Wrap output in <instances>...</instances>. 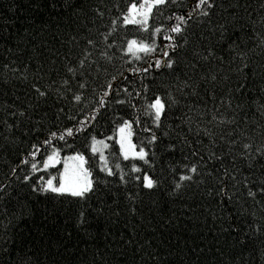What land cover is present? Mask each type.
<instances>
[{"label":"trees","instance_id":"1","mask_svg":"<svg viewBox=\"0 0 264 264\" xmlns=\"http://www.w3.org/2000/svg\"><path fill=\"white\" fill-rule=\"evenodd\" d=\"M144 2L0 0V264H264V0Z\"/></svg>","mask_w":264,"mask_h":264},{"label":"snow or ice","instance_id":"2","mask_svg":"<svg viewBox=\"0 0 264 264\" xmlns=\"http://www.w3.org/2000/svg\"><path fill=\"white\" fill-rule=\"evenodd\" d=\"M168 2V0H152L151 3H148V0H145V4H142L140 7L141 8H144L145 5H147V9L148 11H151L152 7H155V6H161V5H164ZM199 4L200 5H207L208 7H211V3H210V0H199ZM133 9H135V5L132 6ZM204 15H207L206 12L203 13ZM128 17L126 16L125 17V21H127ZM181 20V23H183V18H179ZM172 31L174 32H180L181 31V27L179 25H177L176 27H174L172 29ZM132 45H135L136 42L133 41L131 42ZM131 46H130V49L129 51H131ZM139 50L141 51H150L151 49L147 46V45H140L139 46ZM170 66V65H169ZM70 71H72V69H70ZM39 91V90H38ZM40 95H44L43 92H40ZM77 100L80 99L79 96L76 97ZM152 107L155 109V116H156V119L159 120L160 119V116H161V113L164 109V104L161 102L160 99H156L155 103L152 105ZM124 129H121V132H123ZM55 135V134H54ZM68 135H71V131L68 132ZM61 139H63V137H61ZM247 147V145H246ZM95 150V149H94ZM55 155V154H54ZM140 157L143 158L145 153L143 151L140 152ZM54 157H49V159H53ZM82 159V158H81ZM33 167V170L36 169V165L33 164L32 165ZM136 171H139V169H135ZM191 171L193 173H195L197 171L196 168H192ZM111 171L109 170V175H111ZM182 179L184 180H188V179H191V177L189 176H184L182 177ZM146 180V183H145V187H148V188H151L153 186V181L150 179V178H145ZM179 187V185H178ZM45 191H52V192H56V193H65V192H68L70 193L72 196H79V197H83L87 192L91 191V181H87L83 186H66L65 184H61L59 187H55L53 186L52 184V181L49 180L47 182V188L44 189ZM250 195L254 196L255 193H252L250 192L249 193Z\"/></svg>","mask_w":264,"mask_h":264},{"label":"rangeland","instance_id":"3","mask_svg":"<svg viewBox=\"0 0 264 264\" xmlns=\"http://www.w3.org/2000/svg\"><path fill=\"white\" fill-rule=\"evenodd\" d=\"M152 0H148V3H151ZM145 4V2H144ZM154 7H152L151 11H148L147 9V5H145L144 8L141 9H137L133 12H131V15L127 16V23L130 24L131 22H133L134 20H139V21H144V23H146L149 20L148 16L149 14H151L152 10ZM130 125L125 124V126L121 127L118 133L119 136V144L120 147H122V157L124 158H137L140 157V150H138L136 148V146L134 145V141L132 136L130 135ZM121 129H124L123 132H121ZM104 142H107L106 140L104 141H99L97 143V147H99V149L103 152V157L105 155V147H104ZM144 152V151H143ZM137 153V155H136ZM145 153V152H144ZM82 158V159H81ZM83 160V157L81 156H73L70 157L68 159H66L64 165H63V169H62V174H61V178L63 176H65V180L63 182V184H65L66 186H71L69 180V175L73 176V174H76L77 172L80 171V168L82 167V163L80 165H78V161ZM57 162V161H56ZM55 163V162H54ZM86 166V161L84 160V164H83V169Z\"/></svg>","mask_w":264,"mask_h":264}]
</instances>
